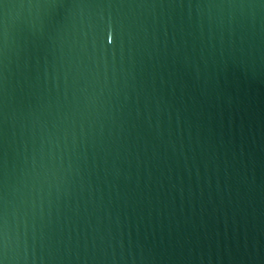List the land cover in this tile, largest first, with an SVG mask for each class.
Masks as SVG:
<instances>
[{
    "label": "water",
    "instance_id": "1",
    "mask_svg": "<svg viewBox=\"0 0 264 264\" xmlns=\"http://www.w3.org/2000/svg\"><path fill=\"white\" fill-rule=\"evenodd\" d=\"M0 261L264 264V0H0Z\"/></svg>",
    "mask_w": 264,
    "mask_h": 264
},
{
    "label": "snow or ice",
    "instance_id": "2",
    "mask_svg": "<svg viewBox=\"0 0 264 264\" xmlns=\"http://www.w3.org/2000/svg\"><path fill=\"white\" fill-rule=\"evenodd\" d=\"M107 39H108V42L111 43V40H112L111 31L108 32ZM0 264H2V261H0Z\"/></svg>",
    "mask_w": 264,
    "mask_h": 264
}]
</instances>
